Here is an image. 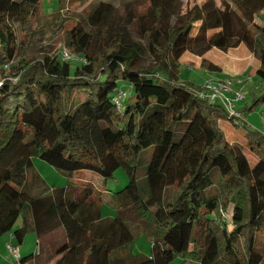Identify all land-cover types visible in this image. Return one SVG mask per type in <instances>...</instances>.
<instances>
[{"label": "trees", "instance_id": "obj_1", "mask_svg": "<svg viewBox=\"0 0 264 264\" xmlns=\"http://www.w3.org/2000/svg\"><path fill=\"white\" fill-rule=\"evenodd\" d=\"M42 1L0 0V65L13 62L0 88V237L10 234L22 245L34 232L38 253L23 258L31 264H171L177 257L264 264V135L243 127L246 147L258 159L251 167L246 147L230 143L221 128L230 123L238 129L241 118L179 80L186 54L244 46L264 82V0L222 7L207 0L178 14L170 29L176 0H148L136 25L141 43L126 30L116 32L115 8L101 3L88 14L91 32L80 25L68 33L70 53L83 59L76 70L58 55L21 56L16 28ZM147 54L155 65H143ZM200 67L221 72L206 59ZM122 81L135 101L118 110L113 100ZM262 91L256 102H264ZM181 125L186 130L178 137ZM149 148L143 192L139 158ZM35 158L71 177L87 171L107 181L123 169L129 183L112 194L117 217L102 218V193L93 187L34 195V184L45 186ZM171 188L178 189L174 198ZM230 206L232 229L223 217ZM137 225L153 241L150 257L133 254ZM57 232L59 243L52 240Z\"/></svg>", "mask_w": 264, "mask_h": 264}, {"label": "rangeland", "instance_id": "obj_2", "mask_svg": "<svg viewBox=\"0 0 264 264\" xmlns=\"http://www.w3.org/2000/svg\"><path fill=\"white\" fill-rule=\"evenodd\" d=\"M17 1L20 2L22 0ZM206 1L207 0H176V2L173 3L171 11L172 16L171 19L168 20L167 28L170 29L174 25L178 14L184 16L194 5H202ZM215 1L220 7L223 6L225 1L231 4L233 3V0ZM101 3L111 4L115 8L112 19L116 32L121 29L126 30L127 35L132 41L138 43L143 41L137 33L136 25L139 17L143 15L149 7L148 0H43L39 11L32 16L27 23L18 25L16 28L19 36L18 44L21 49V56L40 58L46 55H58L61 56L63 60L71 62L73 70L78 69L83 64V59L70 53L66 44L68 33L75 26L80 25L84 26L86 31L91 32L92 26L87 22L88 14ZM261 18L264 24V11ZM195 32L196 31H194V33ZM229 52L224 53L219 50H213L208 54V57H211L213 62L219 63L225 67H232L234 61H232L233 56L229 54ZM252 61L253 60L250 59V62ZM198 62L199 60H197V62L183 61V63H181L179 76L181 82H189L198 88L201 87L207 79H214L213 77L215 76L196 67ZM155 63L156 60L152 55L147 54L143 58V65L145 66L155 65ZM229 75L226 77L242 79L243 83L241 85H235L234 88L236 90H242L245 93V100L235 103L236 111L242 114L241 120L236 122L239 128L235 129L232 125L225 123H222L221 128L224 130L230 143L239 144L245 148L247 144L244 134L245 131L243 129L245 124L254 131L264 135V102H256V98H260L263 93L264 82H262L256 74L254 75V72ZM119 89H122V91L127 94L123 98V107L125 108L128 105H132L135 101V93L131 89L130 84L127 81H122ZM232 96L233 94H229V97ZM185 130L186 125H181L178 137ZM244 153L251 167H254L258 159L247 147ZM151 156L152 148H149L144 150L139 158L137 181L143 192L147 190L145 174ZM34 163L36 171L45 183V186L39 183L34 184V195L41 194L43 189L47 190V192L62 188H77L79 191H83L86 188L93 187L96 191L102 193V218L112 219L117 217L118 211L112 200V194L122 191L129 183V177L123 169H119L112 179L106 181L99 175L87 171L77 173L72 177L65 175L39 158H35ZM168 194L170 197L174 198L178 194V189L171 188L168 190ZM232 213L233 207L230 206L228 211L223 214L224 220L230 225V229H232ZM22 225L23 219L21 218L17 222L15 230L20 229ZM133 230L136 235V240L134 244L131 245L133 254L135 256L150 257L152 255V239L144 233L140 225L135 226ZM4 237L7 239V236ZM62 239V232H57L52 237L55 243H59ZM14 242L15 244L18 243L16 240H14ZM22 245L23 255L31 256L38 253V241L34 232H28ZM171 264L199 263L177 257Z\"/></svg>", "mask_w": 264, "mask_h": 264}, {"label": "built area", "instance_id": "obj_3", "mask_svg": "<svg viewBox=\"0 0 264 264\" xmlns=\"http://www.w3.org/2000/svg\"><path fill=\"white\" fill-rule=\"evenodd\" d=\"M1 47V45H0ZM13 62L0 65V88L9 81L6 77L9 72L10 66ZM17 80H12L16 83ZM242 79H232L225 77L224 79H207L201 87L195 90V94L202 100H206L212 103L221 105L228 113L229 117L242 118V114L235 109V103L245 100V93L242 90H236L235 85H241ZM229 94H233L229 97ZM125 92L120 90L113 100L118 110L123 109V98L126 96ZM14 237H11V241L6 244V251L9 254L14 264H31L30 262H24L21 255L20 246L14 243Z\"/></svg>", "mask_w": 264, "mask_h": 264}, {"label": "crops", "instance_id": "obj_4", "mask_svg": "<svg viewBox=\"0 0 264 264\" xmlns=\"http://www.w3.org/2000/svg\"><path fill=\"white\" fill-rule=\"evenodd\" d=\"M245 48L246 47L241 46V47H239L237 49H234V50H231L229 52V54H231L233 56L232 61H234V65L232 67H227V66L225 67V66H223V65H221L219 63L213 62L212 58L208 57V54L210 52H212L213 50H217V49H212L211 51L206 53L203 57H198V56H195V55H192V54H186L183 57V59L181 60V63H183V61L197 62V60H199V62L196 65V67H199L201 69V67H200L201 66V62H202L203 59H206L207 61L211 62L212 64L218 66L221 69V72L206 71L210 75L215 76V77H213L214 79H224L229 74H242V73H245V72H251V73L254 72V75H255L256 69H257L259 64L253 58L252 54L247 50V48L246 49ZM250 59L253 60V61L250 62ZM225 124L231 125L230 123H225ZM34 165H35V163H34ZM4 236H7V239ZM4 236L0 237V264H14L12 262L10 256H9V254L6 251V244L9 241H11V237L12 236L10 234L4 235ZM22 247H23V245L20 246L21 255H22L23 258H27L28 257L27 255H23L22 254Z\"/></svg>", "mask_w": 264, "mask_h": 264}]
</instances>
